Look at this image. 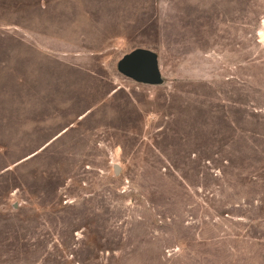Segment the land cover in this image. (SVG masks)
<instances>
[{"label":"rangeland","instance_id":"rangeland-1","mask_svg":"<svg viewBox=\"0 0 264 264\" xmlns=\"http://www.w3.org/2000/svg\"><path fill=\"white\" fill-rule=\"evenodd\" d=\"M0 264H264V0H0Z\"/></svg>","mask_w":264,"mask_h":264},{"label":"water","instance_id":"water-1","mask_svg":"<svg viewBox=\"0 0 264 264\" xmlns=\"http://www.w3.org/2000/svg\"><path fill=\"white\" fill-rule=\"evenodd\" d=\"M118 70L130 79L145 85H156L161 81L156 55L145 49L125 55L118 63Z\"/></svg>","mask_w":264,"mask_h":264}]
</instances>
